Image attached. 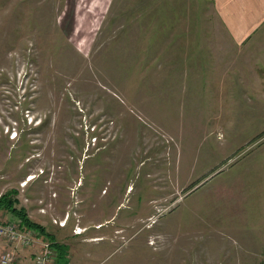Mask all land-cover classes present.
<instances>
[{"label":"rangeland","instance_id":"obj_1","mask_svg":"<svg viewBox=\"0 0 264 264\" xmlns=\"http://www.w3.org/2000/svg\"><path fill=\"white\" fill-rule=\"evenodd\" d=\"M263 29L264 0H0V195L100 235L78 264H264Z\"/></svg>","mask_w":264,"mask_h":264},{"label":"built area","instance_id":"obj_2","mask_svg":"<svg viewBox=\"0 0 264 264\" xmlns=\"http://www.w3.org/2000/svg\"><path fill=\"white\" fill-rule=\"evenodd\" d=\"M39 232L29 228L20 221L0 220V239L12 245L10 249H3L0 253V264H13L17 246L27 247L34 244ZM56 256V250L49 240L41 241V249L34 255L35 264H48Z\"/></svg>","mask_w":264,"mask_h":264},{"label":"crops","instance_id":"obj_3","mask_svg":"<svg viewBox=\"0 0 264 264\" xmlns=\"http://www.w3.org/2000/svg\"><path fill=\"white\" fill-rule=\"evenodd\" d=\"M252 2H253V0H252ZM251 14L256 16V14H254V13H251ZM263 32H264V29H263ZM262 36H264V34ZM262 80H263V78H262ZM262 80H260V81H262ZM258 82H259V80H258ZM262 85H263V82H262ZM17 221H20V220L18 219ZM53 227L54 226H51V229H53V230L56 229L53 231L54 233H52V230L50 228H49L50 230L44 228L45 229L44 231L49 233L52 236L51 237L52 239L50 241L52 242V244L56 250V255H57L58 245L60 246L61 244H65L64 242H66V241H69L72 243V241H71L72 237L75 238L78 235L84 234L83 236L78 237L77 243L78 242H90V243H92V242L98 241L101 238V236L98 234L87 233L86 226L84 227V230H81L82 232H76L73 230L75 227V224L70 226L68 228V230L65 229V225L59 226L57 228H55V227L53 228ZM65 231H67L66 236L63 234ZM59 232H61L63 234L61 239L64 238L65 241H62L60 238H58L57 234ZM44 240L49 241L48 238H46L42 233L39 232V235L37 236V239L35 240L33 245L27 246V247H21V246L15 247L14 248V250H15V261L13 264H35L34 263V255L39 252V250L41 249V241H44ZM68 247H69V245L66 248L67 249V257H65L67 264H78V262H76L74 260V258L70 257V253H71L72 248L70 249ZM10 248H12V245L7 244L5 241L0 239V253L3 249H10ZM48 264H57V261H55L54 259H51Z\"/></svg>","mask_w":264,"mask_h":264},{"label":"trees","instance_id":"obj_4","mask_svg":"<svg viewBox=\"0 0 264 264\" xmlns=\"http://www.w3.org/2000/svg\"><path fill=\"white\" fill-rule=\"evenodd\" d=\"M16 198L15 197H10L9 192H5L0 195V208H4L7 211L13 212L20 222L24 224L25 226L33 229H37L40 233H42L46 238L51 240L52 236L45 232L44 227L40 225L39 223L31 220L25 211L22 208H17L14 203H16ZM57 264H67V261L65 259L64 253L61 249V245L57 247Z\"/></svg>","mask_w":264,"mask_h":264}]
</instances>
